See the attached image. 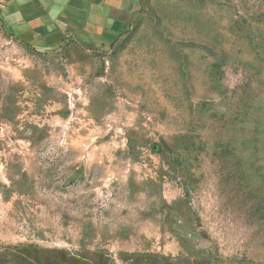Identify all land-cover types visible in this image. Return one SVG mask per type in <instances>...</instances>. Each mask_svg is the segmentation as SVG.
<instances>
[{"label": "rangeland", "instance_id": "obj_1", "mask_svg": "<svg viewBox=\"0 0 264 264\" xmlns=\"http://www.w3.org/2000/svg\"><path fill=\"white\" fill-rule=\"evenodd\" d=\"M139 1L89 45L0 16V264H264V0Z\"/></svg>", "mask_w": 264, "mask_h": 264}, {"label": "crops", "instance_id": "obj_2", "mask_svg": "<svg viewBox=\"0 0 264 264\" xmlns=\"http://www.w3.org/2000/svg\"><path fill=\"white\" fill-rule=\"evenodd\" d=\"M139 8V0H0V16L12 30L71 33L82 45L111 40Z\"/></svg>", "mask_w": 264, "mask_h": 264}]
</instances>
